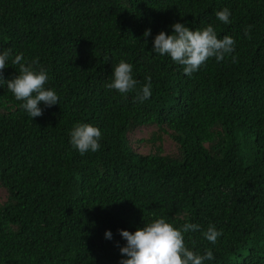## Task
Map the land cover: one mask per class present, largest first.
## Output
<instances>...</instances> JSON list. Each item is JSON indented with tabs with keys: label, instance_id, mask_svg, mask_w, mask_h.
Listing matches in <instances>:
<instances>
[{
	"label": "trees",
	"instance_id": "obj_1",
	"mask_svg": "<svg viewBox=\"0 0 264 264\" xmlns=\"http://www.w3.org/2000/svg\"><path fill=\"white\" fill-rule=\"evenodd\" d=\"M0 188V264H264V0H0Z\"/></svg>",
	"mask_w": 264,
	"mask_h": 264
},
{
	"label": "rangeland",
	"instance_id": "obj_2",
	"mask_svg": "<svg viewBox=\"0 0 264 264\" xmlns=\"http://www.w3.org/2000/svg\"><path fill=\"white\" fill-rule=\"evenodd\" d=\"M146 133H149V130L144 128V127H141L136 131V135H140V136H145ZM163 147L166 151L173 149V143H172L171 139L166 135L163 136ZM144 148L145 147L143 146L142 149H144ZM5 193L6 192L2 188H0V198L1 199H3L5 197Z\"/></svg>",
	"mask_w": 264,
	"mask_h": 264
}]
</instances>
